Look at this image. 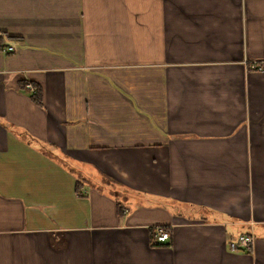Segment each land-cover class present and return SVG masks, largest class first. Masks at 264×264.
I'll return each mask as SVG.
<instances>
[{"label":"crops","instance_id":"1","mask_svg":"<svg viewBox=\"0 0 264 264\" xmlns=\"http://www.w3.org/2000/svg\"><path fill=\"white\" fill-rule=\"evenodd\" d=\"M0 264H264V0H0Z\"/></svg>","mask_w":264,"mask_h":264},{"label":"trees","instance_id":"2","mask_svg":"<svg viewBox=\"0 0 264 264\" xmlns=\"http://www.w3.org/2000/svg\"><path fill=\"white\" fill-rule=\"evenodd\" d=\"M3 47V45H2ZM30 97L31 99L37 104V105H41V95H40V91L39 89H35L30 93ZM73 168V167H72ZM76 169H74L73 171H75ZM86 179H77L76 181V190L77 192H79V195H82L81 191H80V187H83L84 185H89V187L97 189V190H101L102 188L106 187V185L108 184H112V180L110 178H104L102 182H98V181H92L89 179V177H84ZM113 196V198L116 201V205H117V210L119 212H122L124 210V206L116 199V192L117 190H112L111 187L108 188ZM168 233L169 230L167 228H164ZM162 245H168L167 244H163V242H158L156 240L155 237V233H154V228L150 229V246L151 247H156V246H162Z\"/></svg>","mask_w":264,"mask_h":264},{"label":"built area","instance_id":"3","mask_svg":"<svg viewBox=\"0 0 264 264\" xmlns=\"http://www.w3.org/2000/svg\"><path fill=\"white\" fill-rule=\"evenodd\" d=\"M12 46L4 45L3 51L9 52ZM255 67V64H252ZM258 68H260L258 66ZM30 87V86H29ZM33 91V88H30ZM155 237L158 242H165L169 239V233L164 229L163 226H156L154 229ZM254 247V235L251 232H245L240 234L236 240H233L229 243V249L231 251H244L247 253H251Z\"/></svg>","mask_w":264,"mask_h":264},{"label":"rangeland","instance_id":"4","mask_svg":"<svg viewBox=\"0 0 264 264\" xmlns=\"http://www.w3.org/2000/svg\"><path fill=\"white\" fill-rule=\"evenodd\" d=\"M32 88V87H30ZM125 197L119 198L117 199L119 202H121V204L125 203V206L128 207L129 210H132L135 207L134 203H130V205L126 204L127 203V199H124ZM123 217V216H122ZM121 218V217H119Z\"/></svg>","mask_w":264,"mask_h":264}]
</instances>
